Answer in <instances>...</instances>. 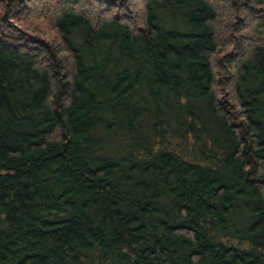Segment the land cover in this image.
I'll list each match as a JSON object with an SVG mask.
<instances>
[{"label":"trees","instance_id":"trees-1","mask_svg":"<svg viewBox=\"0 0 264 264\" xmlns=\"http://www.w3.org/2000/svg\"><path fill=\"white\" fill-rule=\"evenodd\" d=\"M0 264H264V0H0Z\"/></svg>","mask_w":264,"mask_h":264},{"label":"rangeland","instance_id":"rangeland-1","mask_svg":"<svg viewBox=\"0 0 264 264\" xmlns=\"http://www.w3.org/2000/svg\"><path fill=\"white\" fill-rule=\"evenodd\" d=\"M171 141H173V144L176 143L175 137L174 138H171ZM177 150L179 151V148Z\"/></svg>","mask_w":264,"mask_h":264}]
</instances>
